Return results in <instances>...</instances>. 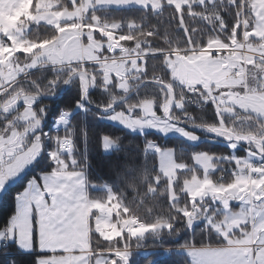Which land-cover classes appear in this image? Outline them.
I'll return each mask as SVG.
<instances>
[{
    "label": "rangeland",
    "instance_id": "obj_1",
    "mask_svg": "<svg viewBox=\"0 0 264 264\" xmlns=\"http://www.w3.org/2000/svg\"><path fill=\"white\" fill-rule=\"evenodd\" d=\"M104 1L105 0H100L99 2L97 0L96 6L101 7L106 5ZM148 1L153 4L152 8L157 11L160 7V1ZM193 1L195 2L190 4L188 0H174L173 3H176L178 9L181 11L185 6L191 8L196 2L205 3L206 1L213 0ZM218 1L223 2L225 0ZM238 1L241 3V5L239 4L240 13L238 14V24L236 30L232 32L229 37L219 36L217 34L212 35L211 33L207 34V38L204 40L206 46L204 47L201 44L202 40L198 38V29L192 28L194 35L191 38L196 43H180L181 45L188 46L185 49L173 47L174 45L172 44V49L164 53L159 51L154 54L150 52L147 54V52H144L147 46L144 47L146 44H142L141 41H133L134 38H137L139 35L136 34L135 29L131 26L108 24L107 20L102 19L92 21L94 23L102 22L105 25L106 28H103L104 31L107 32L108 38L105 43H102L101 40L98 41L96 38L94 39V37L97 36L94 32L96 28L94 29L89 26L83 38L79 37L80 35H76L77 40L81 39L84 42V46L88 48L92 47L95 43L99 45L101 43L104 46L101 51V59H97V56L95 59H90L88 60L89 62L86 61L84 65L79 66L83 67L86 66V64L97 65L99 67L98 70L102 73V82L105 86H109L114 81H119V79L123 77L126 81L123 85L125 88H120L124 90L126 94L130 95L128 96V105L123 103L125 112H116L115 105L113 104L106 112H103L105 114L103 119L111 124L122 126L131 132L139 134L154 131L164 136H178L192 142H197L201 137L189 132L197 131L210 136L216 141L221 139L231 140L233 146H239L237 145V140L248 142L253 135L242 134V136H239L237 133L231 131L230 126L235 123L243 125V122H247L246 119L248 116L241 111L245 110L246 105H253L255 96L254 94L252 95V93L259 91V87L253 88L254 85L252 82L259 74V70L262 68V62H264V0H251L250 4H247V7L246 2L242 3L241 0ZM44 2H48L44 3V5H48V7H50L49 5H53V9L58 5L50 1ZM205 4L209 6L213 5V3L209 2ZM205 4L202 6H205ZM30 6L31 0H0V77L4 78L9 76L12 81L15 79V76H19L20 78L21 76L25 77L28 75L25 73L26 68L39 67L42 64L40 62L46 64L50 63V60L47 58V50L44 48L48 42L40 45V50L37 52V46L30 40L29 32L31 30L36 28L39 24L55 27L59 31L56 36L57 38L59 34L63 32H72L71 28H73V25L76 23L75 20L77 19L74 18L76 13L72 11L55 12V14L48 16V13L44 12L48 7L45 8L40 5L37 7ZM36 9L41 10L38 15L36 14L37 12L34 13ZM79 9L82 11L85 8L80 7ZM205 14L206 18L207 14L216 15L211 10L206 11ZM207 20L209 21V18H207ZM212 24L218 25L220 22ZM76 25L78 26L79 24ZM191 25L195 26V24L192 23ZM181 28H184L183 25H181ZM84 29L86 31L85 27ZM109 29H119L120 32L119 34L113 33L114 30H111V32ZM87 37H89L88 42ZM252 39L258 42H252ZM117 40L122 43L120 44L124 48L134 42L132 48H135V50L133 51L130 48L129 51L133 52V54L143 55L135 59V62L138 64V67H136L138 71H131V67H129L128 60L132 59V57H128L127 54L121 53L122 56L120 57L118 56L119 52L113 53ZM3 44H5V46ZM60 45L63 47V43H60ZM69 48L70 47H68V50ZM126 50L128 51L127 48ZM20 52L25 54V59L18 57ZM146 54L150 57L164 55V67L168 68L171 72L170 85L172 83L175 84L174 86L176 88H181L180 90H183L185 95L184 100L182 97L180 100H176L173 86H166L163 83V78H161L158 85L153 83L154 85L152 87H148L151 93H154L153 88L156 86L161 90L162 100H160V108L162 116L156 113L158 111L156 109L157 99L154 95L146 99H139V97H136L139 93L138 89L150 83L147 80L155 78V76H153L150 79L142 81L146 71ZM109 63H114L112 66L116 70L117 75L118 72H120L119 77L115 74V70L113 72L114 74L106 76L111 69ZM140 66H143V68H139ZM74 67L75 66H70L66 68L74 69ZM4 69L5 75L3 76ZM262 70L264 69L262 68ZM74 73L73 77L80 78L83 85L84 94L82 104L72 112H63L55 121L53 126V130L55 131L59 129L64 131V129L69 126L70 120L77 112V109L89 103V94L96 87V80L93 77L87 76L80 69H76ZM17 80L18 79H16L15 82ZM5 82L9 83L10 81L7 80ZM5 82L0 79V87H3L4 91L7 88L8 90L11 89L13 84L9 87H4ZM66 86H68V83L65 84L64 88ZM191 88L195 92V101L201 105L198 107V110H210V114L215 118L214 122L219 119L221 120L219 124L198 120L197 123H193L196 118L193 113H185L179 120L172 115L174 109L181 113L185 112V103L188 104V106L196 107V105L194 106L190 102H187V96L189 97L188 91ZM249 90L250 95L247 99L243 95L245 93L248 94ZM63 91L64 89L58 96L62 95ZM40 98L43 99L44 97L17 92L7 100L9 101L11 99L13 103L11 107L6 108L4 106L6 101L0 103V111L3 112H0V133L7 128L5 127L6 124L12 121L13 113L17 111L22 112L24 109L31 110L41 122L40 130L38 129V131H35V128L32 127L33 133L27 135L28 142L24 147V151L8 159L5 163L0 162V180L4 178L13 181V176L11 174L20 171L25 166H27V171L29 173L39 160L44 161L48 165L52 163L54 168L53 171H50L51 173L39 172L37 176H32L33 178L28 174L24 177L26 182L24 181L25 183L22 184L27 186L19 190L21 196H17L16 199L17 209L15 213L17 218L12 222L11 226H8V231H6L10 235L11 244L17 245L19 243L26 247L31 246L32 226L33 220H35L39 229L40 242L39 247L33 246L31 250L37 252V249L40 247L44 249H58L59 251L87 248L88 237L91 232L88 210L91 207L89 213L91 223L94 226L95 232L102 237H100L102 241L96 239L98 244L95 242L93 243L91 254L94 259L86 264H129L133 250L128 246V243L124 241V233L127 234L128 237H145L147 234L148 236H157V231L162 228V226H147L138 223L132 218L122 219L120 217L122 206L118 204L119 200L115 198V196H112V194L106 196L105 201L90 202V190L85 172L68 169V163L65 160L68 157L70 158L73 154L72 141L67 138L57 140L49 134V132H45L43 127L44 118H38L34 111V106L41 100ZM118 104H122V102H118ZM226 124H229V126H226ZM189 126L195 127L196 130L189 129ZM14 127L18 133L23 129L21 122H17L11 128L13 129ZM12 138L16 139L15 136H12ZM106 140L109 141V146L107 148L105 147ZM114 148H116L114 142L109 139H104L105 153H110ZM145 152L149 155L158 156L157 167L162 175L167 178L170 186L173 187L176 181L177 171L182 169L181 166L175 162V151L172 149H160L154 142H151L146 147ZM195 158L197 166L203 168L206 173L216 167L213 161L217 159H214L212 156L197 154L194 156V160ZM252 158L248 157L247 159L252 160ZM222 159H224V157ZM234 160L238 164L239 159ZM72 164L73 161H71L70 165ZM223 176L224 175H221L222 178ZM259 176L260 178H264V174ZM14 178H16V176ZM256 179L248 180V184L245 185V189H247L246 196H242L244 191H240L239 187L233 185V189L240 191L241 195H237L232 189L228 190L232 195L228 193L222 197L226 202L230 203L236 201L242 209L247 208L249 212L248 217H250L251 224L256 230V243H262V250L257 252V256H248L246 263L243 262V264H264V188L257 189L255 183ZM205 180L206 183L204 182ZM198 182L200 183L196 184ZM31 183L32 188L30 189L29 186ZM227 186H229V184H226L225 181L213 179L209 175L204 180L198 179L195 175L191 180L185 181L184 187L186 192L192 196L193 201H198L199 199L203 200L205 198L204 196L206 193L204 192L207 189L209 195L215 196L221 193L223 188ZM19 187L21 186L19 185ZM106 192L109 193V190ZM192 193L198 200L193 198ZM28 199H31V201L25 203V200ZM21 207L24 208V213L21 212ZM196 211L197 208L194 206L186 215V219L188 221L193 220ZM202 211H205V207ZM114 216L117 218L114 219ZM14 223H16L14 226L15 233H13L12 228ZM3 234L4 232L0 231V249L3 246ZM13 236H15V240ZM260 236L262 237L261 239H259ZM117 239H120V245ZM105 240H107L108 243H104ZM197 247L202 248L205 246ZM18 249L23 254H31V252H27L20 247H18ZM187 249L188 248H183L182 250L188 254L193 264L209 263L205 261L206 256L204 251L195 252L188 251ZM140 251L144 254L150 253V250L145 248H142ZM164 251L169 252L168 249H164ZM78 264H80V262ZM218 264H228V262L225 263L223 261Z\"/></svg>",
    "mask_w": 264,
    "mask_h": 264
},
{
    "label": "trees",
    "instance_id": "obj_2",
    "mask_svg": "<svg viewBox=\"0 0 264 264\" xmlns=\"http://www.w3.org/2000/svg\"><path fill=\"white\" fill-rule=\"evenodd\" d=\"M249 3L250 0H246V7ZM239 4L241 5L238 0L216 1L212 6L206 4L205 6L193 5L191 8L185 6L181 11L178 7L167 4L160 6L157 11L150 5L147 7L94 9L88 13L85 21L92 23V21L102 19L107 20L108 24L131 26L139 35L133 41H141L142 44H146L144 47L147 46L144 52L147 54L159 51L164 53L172 49V44L173 47L185 49L188 46L180 43H196L191 38L194 35L192 28L198 29V38L202 40L201 44L204 47L207 34L229 37L237 28L238 14L240 13ZM208 10L222 16L220 24L213 25L207 20L205 12ZM181 25H183V29ZM58 32L55 27L39 24L29 32V36L32 43L37 46L38 52L40 45L55 40ZM95 38L98 41L101 40L102 43L107 41L106 38H101L99 35ZM130 45L133 49L134 42ZM147 54L145 57L146 71L142 81L153 76H160L166 86L170 85L171 72L164 67V55L150 57ZM18 55L21 59L26 57L22 52ZM40 63L42 64L39 67L26 68L25 73L28 75L17 77L18 80L11 89L0 95V103L7 101L17 92L43 96L44 98L34 106V111L38 118H44L45 132H49L57 140L67 138L72 141L73 154L65 160L68 163V169L85 172L89 184L90 202L105 201L106 196L112 194L119 200L118 204L122 206L120 210L122 219L132 218L147 226H162L157 231V236H148L147 234L145 237H128L124 233V241L133 250L129 264H191V260L188 254L182 250L183 248L215 245L212 237L216 235L206 225L202 215L205 200L193 201L185 190V181L191 180L195 175L198 179L204 180L209 175L213 179L230 182L231 177L221 179L223 169H226L229 163L226 160L218 159L220 157H244L246 155L244 148L249 145H240L241 148L234 149L232 143H226L224 140L216 141L197 131H189L201 137L197 142L178 136H164L154 131L145 134L131 132L103 119L105 116L103 112L113 104L116 112H125L123 103L128 105V97L124 101L122 100L128 94L120 88V80L105 86L102 82V73L98 70L97 65L86 64L83 67L77 65L74 69H70L66 67L51 68L48 63ZM76 69L93 77L96 80V87L89 94V103L77 109L69 126L64 131L60 129L55 131L53 126L56 119L63 112H72L82 104L84 89L81 79L73 77ZM66 83H68L66 90L58 96ZM150 83L139 88L136 97L146 99L154 95L157 99L156 109L158 111L156 110V113L162 116L161 90L156 86L153 88L154 93H151L148 87H152L154 84ZM174 85L172 83L170 86H173L176 100H180L181 97L184 100L183 90L181 91V88H176ZM121 101L122 104H118ZM184 105L185 112L181 113L175 109L172 112L177 120L182 118L185 113H193L196 117L193 123L198 121L214 122L215 118L210 114V110H198L186 103ZM220 121L219 119L214 123L219 124ZM230 128L233 133L253 135L254 131L260 130L261 127L259 121L251 118L246 127L235 123ZM104 139H109L116 144V148L110 153L104 152ZM151 142H154L160 149H172L176 153L175 162L182 169L177 171L173 187L157 167L158 156L145 152ZM197 154H205L217 159L213 161L216 164V169L206 173L203 168L197 166L194 160V156ZM71 161H73L72 165H70ZM53 169L52 163L48 165L39 160L28 175L30 177L37 176L39 172L46 173ZM226 176L231 175L227 173ZM19 190H22L21 187L8 188L0 197V231L8 228L9 219L16 212V199L20 193ZM107 190L109 193L106 192ZM194 206L197 211L193 220L188 221L186 215ZM115 218L117 217L114 216ZM93 227L90 219L92 248L94 242L98 244L96 239L102 241V237L95 232ZM117 241L118 244L121 242L120 239ZM105 242L108 243L107 240ZM142 248L149 249L150 253L144 254L140 251ZM170 248H174V250L164 251V249ZM20 257H26L29 264H36L38 255L23 254L16 244L11 243L6 249H0V264H20Z\"/></svg>",
    "mask_w": 264,
    "mask_h": 264
},
{
    "label": "crops",
    "instance_id": "obj_3",
    "mask_svg": "<svg viewBox=\"0 0 264 264\" xmlns=\"http://www.w3.org/2000/svg\"><path fill=\"white\" fill-rule=\"evenodd\" d=\"M44 1H50L53 3H57L56 5L57 9H53V5H44ZM60 1V2H58ZM100 2V0H98ZM160 1V6L163 4L172 5L174 7H178L176 3H173L174 0H158ZM190 1V4L192 2H195L193 0ZM218 0L213 1H206L209 3H214ZM97 0H31V6L30 7H37L40 5L41 7H48V9L44 10L45 13H48V16L55 14V12L59 13L62 11H72L73 13H76L74 18H77L75 21L76 23L73 25V28H71L72 32H63L59 34V36L53 40L48 42L44 48L47 50V58L50 60V67L51 68H64V67H70V66H77V65H84L85 62H89L90 59H95L97 56V59H101V51L103 50V44L100 43V46L98 43H95L92 47L88 48L84 46V42L80 39L77 40V36H79V33L77 31V25L80 18H86L88 13L94 9H109V8H132V7H147V6H153V4L148 0H105L104 3L106 5L97 7L96 6ZM205 2V3H206ZM246 2V0H245ZM251 2V0H250ZM205 3H194L195 5H203ZM250 4V3H249ZM80 7H84L82 11H80ZM77 8V9H76ZM39 11L41 10H35L34 13L37 15L39 14ZM44 14V13H43ZM65 15V14H64ZM80 37V36H79ZM89 37H87L88 42ZM95 39V37H94ZM258 42L255 39H252V42ZM60 43H63V47L60 45ZM56 45L61 46V50L55 49ZM68 47L69 50H68ZM131 50H135L131 49ZM127 54L128 57H132V59L128 60L129 67H131V71H138V64L135 62V59L140 58L143 55L140 54H133L131 51L124 52L122 49L119 50V55L121 54ZM132 60V61H131ZM114 63H109V66H111V69L109 70V74H114V67L112 66ZM139 68H143V66H140ZM262 68L264 69V62H262ZM262 68L259 70V74L256 76L255 80L252 82L254 85L253 88L259 87L258 92H253L254 94V102L253 105H246L245 110L241 111L245 113V115L248 116L246 119L247 122H243V125L246 127L249 125V119L253 118L256 121H259L260 124V130H255L253 137L250 140H256L258 142L257 145H249L247 148H244L246 155L244 157H224L223 160H226L229 165L226 169H223V178L231 177L230 182H226V184H229V186L223 188L221 193L218 195H209L208 189L204 192L206 195L203 197L205 200V211L202 212L203 219L207 226L210 227V229L214 232V235L212 237V241L215 245H208L205 247H188V251H204L205 252V261L209 262L208 264H218L219 262L222 263L223 261L225 263L228 262V264H243V262L246 263L248 256H257V252L259 250L254 246H261V244L256 243V230L254 229L253 225L251 224L250 217H248L249 212L247 208L242 209L241 206L235 201V202H226L222 197H224L226 194H228V190L233 189V185L239 187L240 191H244L242 196H246V190L245 185L248 184V180L250 179H256L253 178L248 170H247V164L249 162L255 161V160H261L262 159V151H264V70ZM10 70V69H9ZM117 75V77H119ZM5 75V69L3 70V76ZM19 78V76H15V79H12L8 77H0L3 82L9 80L10 82H5V86L9 87L12 84L15 83L16 78ZM121 79V80H120ZM120 80V87L125 88L124 83L126 82L123 77H121ZM8 90V88L6 89ZM5 90V91H6ZM254 90V89H253ZM4 88L0 87V95L2 93H5ZM250 95L249 93H245L243 96L248 99ZM12 99V98H11ZM11 99L9 101H6L4 106L6 108H9L12 106ZM3 113L2 111H0ZM12 115V121L9 124H6L4 129L0 133V162L5 163L8 159H11L15 157L18 153L25 150V146L27 145V135L33 133L32 127L35 128V131L40 130L41 128V122L36 118L35 114L31 112L29 109H24L22 112L17 111L13 113ZM17 122H21V126L23 129H21V132L18 133L16 128H11L13 125H15ZM4 127V128H5ZM242 134L246 133H238L239 136H242ZM33 135V134H32ZM12 136H15L16 139H13ZM38 141V140H37ZM239 145V144H238ZM241 145V144H240ZM239 145V146H240ZM239 146H234V149L239 148ZM242 146H240L241 148ZM252 158V160H248L247 158ZM223 157H220L218 160H222ZM234 159H239L238 164ZM196 161V158H195ZM232 162V164H230ZM36 163V162H35ZM34 163V164H35ZM216 167H214L211 171H214ZM209 170V172H211ZM206 172V171H205ZM51 173V172H50ZM229 173L231 176H226V174ZM28 174L27 166L22 168L20 171L12 173L13 181L7 180V179H1L0 181V195L6 191V189L11 187H19L21 186V189L25 188L27 185H23L22 183H25L24 177ZM261 175V173H260ZM16 176V178H14ZM259 177V178H258ZM258 179H256V186L257 189H263L264 188V178H260L258 174ZM250 178V179H249ZM25 181V182H24ZM193 182V181H192ZM206 183V180L204 181ZM200 182L196 183L199 184ZM202 184V183H201ZM25 186V187H24ZM32 183L29 186L31 189ZM20 189V188H19ZM237 195H241V192L238 190L233 189ZM251 191V190H250ZM30 193V192H29ZM232 195V193H229ZM193 198L195 199L196 196L192 193ZM234 196V195H233ZM202 198V197H199ZM192 199V196H191ZM198 200V198H196ZM193 200V199H192ZM201 200V199H199ZM31 201V199L25 200V203H28ZM202 201V200H201ZM91 208V207H90ZM90 208L88 210V217L90 222ZM17 209V206H16ZM24 208L21 207V212L24 213ZM207 214V215H206ZM22 218V217H21ZM17 223V222H16ZM16 223L13 224L12 228L16 225ZM8 231V229H5ZM4 230V231H5ZM3 231V232H4ZM254 232V234H253ZM90 234V233H89ZM262 237L260 236L259 239ZM9 241L10 235H9ZM220 243V244H217ZM37 249V252L34 250H30L27 252H31V254H37L41 264H86L91 261H93L94 257L92 256V247H91V238L88 237V243L87 248L79 250H71V249H65L59 251L58 249H46L45 251H41ZM262 250V246H261ZM260 250V251H261ZM193 264V262H191Z\"/></svg>",
    "mask_w": 264,
    "mask_h": 264
},
{
    "label": "built area",
    "instance_id": "obj_4",
    "mask_svg": "<svg viewBox=\"0 0 264 264\" xmlns=\"http://www.w3.org/2000/svg\"><path fill=\"white\" fill-rule=\"evenodd\" d=\"M242 3L245 2V0H241ZM207 18H209V20L215 24L221 22L222 20V17L221 15H211V14H207ZM93 27L94 29L96 28V30L94 31L95 33H97L99 36H101L102 38H108V34L107 32L104 31V28L105 25L100 22V23H89L87 21H85L84 19H81L80 22H79V28H78V33L80 35L81 38H83V35L87 32V27ZM84 27L86 28V31L84 29ZM106 28V27H105ZM103 30V31H102ZM110 31L111 30H114L113 33H117L119 34V29H109ZM112 32V31H111ZM5 46V44H4ZM122 48L124 51H127L126 48L129 50L131 48L130 45H128L126 48H124L119 41L116 42V46H114V50H118ZM56 49L57 50H61V46L60 45H57L56 46ZM161 80V77L160 76H156L155 78H152V81L158 83L160 82ZM196 91H198L197 89H194ZM194 93V94H193ZM188 95L189 97L187 96V102L193 104L194 106L196 105V109H198L199 105L196 101H195V98H194V95H195V92L192 90V88L188 91ZM203 106V105H202ZM248 172L249 174L253 177V178H256L257 177V173L258 172H264V162H258V161H253V162H250L248 164ZM9 244V238H8V233L5 232L4 233V237H3V247L6 248ZM256 247L258 250L261 249V246H254ZM172 249H169L168 251H171Z\"/></svg>",
    "mask_w": 264,
    "mask_h": 264
},
{
    "label": "snow or ice",
    "instance_id": "obj_5",
    "mask_svg": "<svg viewBox=\"0 0 264 264\" xmlns=\"http://www.w3.org/2000/svg\"><path fill=\"white\" fill-rule=\"evenodd\" d=\"M109 146V141H105V147L107 148ZM16 213L14 212L13 215L9 219V225L11 226L12 222L15 221L16 219ZM13 233H15V228H13ZM13 239L15 240V236H13ZM39 242H40V236H39V229L38 226L35 223V220H33V226H32V243L31 246H24L21 244H17L18 247L24 249L25 251H30L33 246H38L39 247ZM41 251H45L46 249L41 248ZM47 251V250H46ZM20 264H29V261L27 260L26 257H20ZM36 264H41L39 257L36 259Z\"/></svg>",
    "mask_w": 264,
    "mask_h": 264
},
{
    "label": "water",
    "instance_id": "obj_6",
    "mask_svg": "<svg viewBox=\"0 0 264 264\" xmlns=\"http://www.w3.org/2000/svg\"><path fill=\"white\" fill-rule=\"evenodd\" d=\"M66 88H67V86L64 88V91L66 90ZM128 96H130V95H127L122 101H124L125 99H127V97ZM40 99H42V98H40ZM121 101V102H122ZM107 110H105V112H106ZM189 129H191V130H196L195 129V127H193V126H189ZM225 142H231V140H228V139H223ZM237 142L238 143H243L241 140H237ZM249 143H251V144H256L254 141H251V142H249Z\"/></svg>",
    "mask_w": 264,
    "mask_h": 264
}]
</instances>
